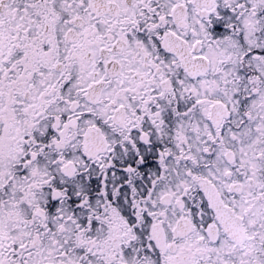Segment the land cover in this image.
<instances>
[{
	"label": "snow or ice",
	"instance_id": "obj_1",
	"mask_svg": "<svg viewBox=\"0 0 264 264\" xmlns=\"http://www.w3.org/2000/svg\"><path fill=\"white\" fill-rule=\"evenodd\" d=\"M0 264H264V0H0Z\"/></svg>",
	"mask_w": 264,
	"mask_h": 264
}]
</instances>
